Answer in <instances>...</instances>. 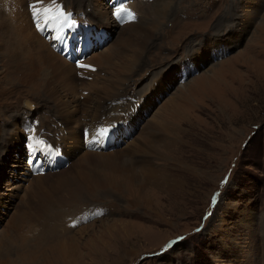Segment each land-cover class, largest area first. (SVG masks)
Returning <instances> with one entry per match:
<instances>
[{
	"label": "rangeland",
	"instance_id": "rangeland-1",
	"mask_svg": "<svg viewBox=\"0 0 264 264\" xmlns=\"http://www.w3.org/2000/svg\"><path fill=\"white\" fill-rule=\"evenodd\" d=\"M30 1L35 21L0 0V264H264V0H59L111 34L83 59L94 71L34 28L58 0ZM119 7L136 21L116 26ZM128 96L137 125L96 150ZM31 123L66 167L25 172Z\"/></svg>",
	"mask_w": 264,
	"mask_h": 264
},
{
	"label": "bare ground",
	"instance_id": "bare-ground-1",
	"mask_svg": "<svg viewBox=\"0 0 264 264\" xmlns=\"http://www.w3.org/2000/svg\"><path fill=\"white\" fill-rule=\"evenodd\" d=\"M57 24H60V25H63L64 24V22H57V21H55ZM113 22V21H112ZM116 25V24H115ZM117 26V25H116ZM63 29H65V28H63ZM82 30V31H81ZM104 31V32H107L108 30H106L105 28H97V27H93V28H90L88 31L87 30H83L82 28H81V24L79 25V29H78V32H79V35H80V44H79V46H85L91 39H93L94 37H95V40H96V44L97 43H99V41H100V34H102V31ZM101 32V33H100ZM109 32V31H108ZM100 33V34H99ZM109 34H110V32H109ZM111 35V34H110ZM62 46V45H61ZM29 53H31L30 51H29ZM32 54V53H31ZM33 55V54H32ZM31 55V56H32ZM22 56V55H21ZM26 56V55H25ZM41 60L43 61L44 60V58H45V55H42L41 54ZM24 59V58H23ZM26 59H28V56H26V58H25V61L23 62V64L24 65H20V71H22V72H25V73H20V74H22L23 76H29V77H31L28 73H26V71H29V68H28V66H27V62H26ZM48 59V58H47ZM29 60V59H28ZM30 61V60H29ZM47 62V61H46ZM42 63H45V62H42ZM22 66L23 67H27V68H22ZM16 67H17V65H16ZM18 70H19V68H18ZM26 70V71H25ZM19 72V71H18ZM47 85L45 84L44 85V87H46ZM46 90V89H45ZM139 99H140V97H138V100H136L135 102H138L139 101ZM117 104V103H116ZM133 105V103L130 105V107ZM116 106H119L118 104L116 105ZM30 107V106H29ZM140 107V106H139ZM143 108V107H142ZM30 111V110H29ZM130 112V111H129ZM139 112V111H138ZM119 114H121L120 116L122 117L123 116V118H122V120L120 119L119 121H117L113 126H110L109 128H107V130L105 131V132H107L108 133V135H109V137H111L112 138V136H111V133H113L114 134V136H115V138H116V142L120 145V143H121V141H123V138L124 137H126L127 136V129H126V127H125V125H124V119H126L125 117H124V114H125V112H120ZM131 114H135L134 113V111L131 113ZM136 114H138L137 112H136ZM135 114V115H136ZM73 116L72 115H69V116H67V118L69 119V120H71V118H72ZM140 117V116H139ZM56 118H58V117H56ZM59 119V118H58ZM139 119V118H138ZM137 119V120H138ZM127 120H129L128 118H127ZM60 122V121H59ZM62 122V121H61ZM93 123V122H92ZM129 123H130V125H131V127L132 126H136V124H137V122H133V121H131V120H129ZM88 123L86 122L85 123V125H87ZM85 127V126H84ZM39 132V131H38ZM38 132H34V134L31 136V137H33L32 139H31V137H28V138H26L25 140H27V142H28V144H27V146H28V149H24L25 150V155L26 154H29V153H31V151H32V148L31 147H29V144H30V141H35V140H43L44 142H45V144H44V150L43 151H41L40 149H39V152H40V154H41V156L45 159V161L47 162V168H46V170H42V171H33V172H30V173H27L26 172V170H25V172L27 173V174H29V175H43V174H46V173H51L53 170H58V169H63L64 167H66L65 166V161L64 160H66L67 161V163L68 162H70L69 161V159L67 158V156L65 155V154H63V152H62V149L60 148V147H58L57 148V146L55 145V144H52L48 139H43L42 137H40V138H38V136H37V133ZM34 136H37V137H34ZM64 137V136H63ZM62 137V138H63ZM30 138V139H29ZM115 140V139H114ZM118 140V141H117ZM61 149V150H60ZM64 150H65V152L67 151L65 148H64ZM25 155L23 156V158L25 157ZM142 161H145L144 159H140L139 160V162H142ZM134 164H131L130 162H128V171L129 172H131V167L133 166ZM136 177V176H135ZM69 204V203H68ZM67 205V204H66ZM70 206H71V204H70ZM78 206V205H77ZM67 208V207H66ZM71 208V207H70ZM75 208V207H74ZM61 209V208H60ZM66 211V210H65ZM56 212H57V210H56ZM74 212V211H73ZM51 214V213H50ZM76 214V213H75ZM42 216V215H41ZM59 215L58 214H56V215H53V214H51V218H52V220L53 221H57L58 219H60V217H58ZM63 216V215H62ZM58 226H59V224H58ZM55 228V227H54ZM44 230H46L45 228H44Z\"/></svg>",
	"mask_w": 264,
	"mask_h": 264
},
{
	"label": "snow or ice",
	"instance_id": "snow-or-ice-1",
	"mask_svg": "<svg viewBox=\"0 0 264 264\" xmlns=\"http://www.w3.org/2000/svg\"><path fill=\"white\" fill-rule=\"evenodd\" d=\"M32 15H33V19L35 21L36 17L38 15H41V12L36 9L35 7H33L32 9ZM43 15L45 17V20H55V19H60L62 22H66L68 23V25L70 27L75 26V19L72 13H66L64 10L60 9L57 11V14L55 16H52L49 14V9H44L43 10ZM114 15L116 16L117 19H125L129 22L134 21L135 20V13L132 12L129 9H126L124 7H119L115 9ZM37 28L38 30H40V26L39 24H37ZM78 67L81 68H85V69H89V70H95L93 68H91V66L88 65H83V64H79ZM44 144L45 142L41 139V140H35V141H30L29 147H31L33 149V151H35L36 148H39L41 151L44 150ZM218 195V194H217ZM216 203V197H213V204ZM180 239H183L182 237ZM177 241H172L169 243V245L167 247H171L173 244H175Z\"/></svg>",
	"mask_w": 264,
	"mask_h": 264
},
{
	"label": "water",
	"instance_id": "water-1",
	"mask_svg": "<svg viewBox=\"0 0 264 264\" xmlns=\"http://www.w3.org/2000/svg\"><path fill=\"white\" fill-rule=\"evenodd\" d=\"M25 105V104H24Z\"/></svg>",
	"mask_w": 264,
	"mask_h": 264
}]
</instances>
